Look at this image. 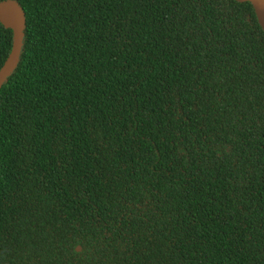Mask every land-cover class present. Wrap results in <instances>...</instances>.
Listing matches in <instances>:
<instances>
[{
    "label": "trees",
    "instance_id": "obj_1",
    "mask_svg": "<svg viewBox=\"0 0 264 264\" xmlns=\"http://www.w3.org/2000/svg\"><path fill=\"white\" fill-rule=\"evenodd\" d=\"M6 1L24 21L0 85V264H264L250 4ZM11 41L0 22V68Z\"/></svg>",
    "mask_w": 264,
    "mask_h": 264
},
{
    "label": "water",
    "instance_id": "obj_2",
    "mask_svg": "<svg viewBox=\"0 0 264 264\" xmlns=\"http://www.w3.org/2000/svg\"><path fill=\"white\" fill-rule=\"evenodd\" d=\"M237 2H247L250 4L255 19L264 34V0H235ZM24 21L23 12L15 2H0V22L4 28L10 29L12 41L9 55L0 68V85L12 71L17 63L20 49L21 27ZM79 248L76 247V251Z\"/></svg>",
    "mask_w": 264,
    "mask_h": 264
}]
</instances>
